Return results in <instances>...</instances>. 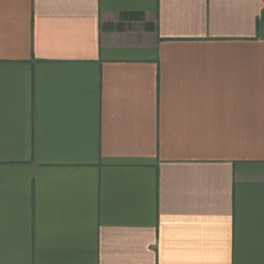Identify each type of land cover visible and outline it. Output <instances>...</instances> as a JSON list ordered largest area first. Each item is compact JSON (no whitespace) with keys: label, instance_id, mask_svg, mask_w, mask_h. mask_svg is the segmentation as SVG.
Masks as SVG:
<instances>
[{"label":"crops","instance_id":"obj_1","mask_svg":"<svg viewBox=\"0 0 264 264\" xmlns=\"http://www.w3.org/2000/svg\"><path fill=\"white\" fill-rule=\"evenodd\" d=\"M264 0H0V264H264Z\"/></svg>","mask_w":264,"mask_h":264},{"label":"trees","instance_id":"obj_2","mask_svg":"<svg viewBox=\"0 0 264 264\" xmlns=\"http://www.w3.org/2000/svg\"><path fill=\"white\" fill-rule=\"evenodd\" d=\"M261 18H264V10H262V12H261Z\"/></svg>","mask_w":264,"mask_h":264}]
</instances>
